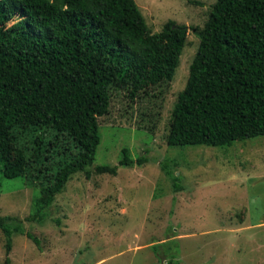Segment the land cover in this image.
I'll list each match as a JSON object with an SVG mask.
<instances>
[{
  "label": "trees",
  "instance_id": "16d2710c",
  "mask_svg": "<svg viewBox=\"0 0 264 264\" xmlns=\"http://www.w3.org/2000/svg\"><path fill=\"white\" fill-rule=\"evenodd\" d=\"M198 35L186 87L172 111L168 145L264 136V0H217ZM187 37L188 26L173 20L152 33L136 0H0V173L26 180L32 159L40 157L36 150L29 158L15 145L17 129L54 130L80 148L41 189L32 219L45 220L76 174L91 177L88 168L101 144L99 118L109 114L114 93H125L131 102L163 93ZM148 162L124 148L119 166ZM162 169L181 190L169 164ZM95 173L117 176L118 166H97ZM0 231L6 264L15 235L40 245L16 216L0 215Z\"/></svg>",
  "mask_w": 264,
  "mask_h": 264
},
{
  "label": "rangeland",
  "instance_id": "374dc122",
  "mask_svg": "<svg viewBox=\"0 0 264 264\" xmlns=\"http://www.w3.org/2000/svg\"><path fill=\"white\" fill-rule=\"evenodd\" d=\"M216 1L136 0L152 33L170 20L188 26L174 80L157 97L135 102L114 93L109 114L99 118L91 177H72L43 222L32 219L33 203L80 148L54 130L17 129L15 145L29 158L36 150L40 157L32 159L26 180L0 173V215L20 218L40 245L15 235L9 264H264V136L219 145L167 143L174 105L200 45L198 31ZM124 148L149 162L119 166ZM165 163L181 190L164 173ZM97 166H118V174H97ZM6 257L0 231V264Z\"/></svg>",
  "mask_w": 264,
  "mask_h": 264
}]
</instances>
